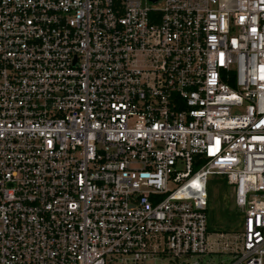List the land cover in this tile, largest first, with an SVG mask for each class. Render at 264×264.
Returning a JSON list of instances; mask_svg holds the SVG:
<instances>
[{
  "label": "built area",
  "instance_id": "obj_1",
  "mask_svg": "<svg viewBox=\"0 0 264 264\" xmlns=\"http://www.w3.org/2000/svg\"><path fill=\"white\" fill-rule=\"evenodd\" d=\"M207 254L264 264V0H0V264Z\"/></svg>",
  "mask_w": 264,
  "mask_h": 264
},
{
  "label": "rangeland",
  "instance_id": "obj_2",
  "mask_svg": "<svg viewBox=\"0 0 264 264\" xmlns=\"http://www.w3.org/2000/svg\"><path fill=\"white\" fill-rule=\"evenodd\" d=\"M221 188L218 186H214L212 188L213 189L212 207L214 208V211L217 215L220 226L225 228L224 226L225 222L223 218L224 215L222 214L223 211L221 210L222 208H226L228 206L229 208L233 209L236 208V206L234 201L233 187L229 186V189L227 191H224ZM242 224H243V215H240L238 221H234L230 225L226 224V226L227 228H229L228 232L234 234L238 231V229L242 228ZM221 259H225V261H227V255L207 254L204 256V262H208L209 264H222L220 262Z\"/></svg>",
  "mask_w": 264,
  "mask_h": 264
},
{
  "label": "trees",
  "instance_id": "obj_3",
  "mask_svg": "<svg viewBox=\"0 0 264 264\" xmlns=\"http://www.w3.org/2000/svg\"><path fill=\"white\" fill-rule=\"evenodd\" d=\"M218 186L222 187L221 189L224 191H227L229 189V184L227 182V179L222 175H213L207 184V191H208V209H207V215H208V230L209 231H221V232H228L229 228H227L226 224L230 225L234 221H238L240 218L241 213L238 211L237 208H222L221 211H223L224 215V222H225V228L221 227L217 218V215L214 211V208L212 207L213 204V187Z\"/></svg>",
  "mask_w": 264,
  "mask_h": 264
}]
</instances>
